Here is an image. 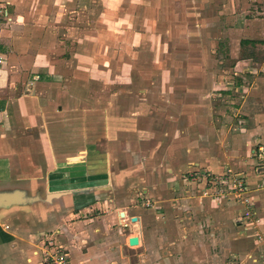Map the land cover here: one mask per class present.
I'll list each match as a JSON object with an SVG mask.
<instances>
[{"label": "crops", "instance_id": "0c3cea01", "mask_svg": "<svg viewBox=\"0 0 264 264\" xmlns=\"http://www.w3.org/2000/svg\"><path fill=\"white\" fill-rule=\"evenodd\" d=\"M89 1L0 0L10 22L0 30V192L40 198L0 211V264H43V236L50 231L55 239L48 240L69 251V264H225L231 253L241 264H264L261 176L257 182L247 173L244 205L254 216L248 233L236 227L241 205L214 207L203 185L183 192V210L171 204L193 172L216 176L228 162L249 170V152L264 140V95L259 111H224L223 72L208 74L205 62L198 66L203 78L192 83L191 63L159 70V59L144 62L134 51L128 61V48L112 45L96 59L88 32L78 37L77 29L66 28ZM235 66L238 90L245 84L264 93V76L252 75L264 65L246 69L248 75ZM239 114L245 127L236 125ZM116 148L141 159V186L151 184L142 191L160 212L131 210L109 198L120 179L113 170ZM179 212L182 225L173 216ZM132 237L139 244L129 255Z\"/></svg>", "mask_w": 264, "mask_h": 264}, {"label": "rangeland", "instance_id": "374dc122", "mask_svg": "<svg viewBox=\"0 0 264 264\" xmlns=\"http://www.w3.org/2000/svg\"><path fill=\"white\" fill-rule=\"evenodd\" d=\"M0 6H3L0 7V30H2L7 28L6 25L10 26V22L6 16L8 7L3 3H0ZM64 8L66 5L62 7ZM77 10L83 16L76 18L77 21L69 19L66 28L77 29L78 37L88 32L87 41L93 47L96 59L101 57L100 53L105 46L112 45V47H127L128 61L133 57L134 51L144 62L159 59V63L162 64L158 66L159 70L162 67L173 68L171 66L175 63L182 65L191 63L192 75L195 79L193 80L192 77V83H198L199 79L203 78L202 75L199 76L198 66L205 62L208 74L215 76L216 70H219V73L223 72L224 79L221 83L224 98H221L220 104L224 111L243 108L256 112L261 109L258 101L263 99L264 93L259 90L253 93L252 85L245 87V84L244 88L238 90L240 84L236 83V79L239 76L234 74L237 69L233 68L235 65V67L239 66L238 70L241 74L248 75L246 69H260L264 65V0H90L88 5H81ZM22 13L23 11L19 12ZM70 23L74 24L70 26ZM243 41L250 42L242 44ZM154 47L161 48L157 52ZM155 53L157 58L154 57ZM117 58L118 55L115 54V59ZM99 63L100 61L97 64ZM255 71L256 73L252 75L264 76V71ZM110 89V95H113L115 91L112 87ZM236 123L237 126L245 127L241 114L236 119ZM242 130L246 131V128ZM259 138L263 139V137ZM259 147H262L263 151H259ZM253 149V154L249 152L253 162L248 171L236 169L228 162L224 165L223 172L216 176L209 174L208 171L204 172V177L197 171L189 174L191 184L183 183L177 186L176 197L171 202L172 206L177 211L183 210V192L196 193L200 185H203L202 193L209 198L214 207L218 203L241 205L243 210L241 216L237 218L236 227L247 228L240 230L243 233L250 232L252 229H249V224L254 220V216L251 213V218L247 219L244 213L247 209L244 204H249L246 200L250 198L246 195H236V191L231 188L233 177H230V174L246 182L247 189L243 194L250 190L247 173H252L256 175L255 177L261 176L260 185L256 184V188H264V140L257 141ZM133 151L124 152L121 148L114 149L113 170L120 179L114 183L112 196L109 198L122 202L121 206L131 210L141 207L160 212V208L154 203V198L147 195L146 191L151 188L150 182L141 186V175L137 172L139 170L137 165L141 159L138 161ZM257 179L259 182L260 177ZM173 216L179 221V225L186 221H183L184 216L182 217L180 212ZM189 217L194 218V215ZM131 218L127 220L130 222ZM183 228L185 227L176 228L178 237L181 236ZM54 232L56 231L47 232V237L52 236L55 239ZM255 234L258 238L261 233L257 230ZM43 237V264L46 260L45 252L55 251L58 247L61 248L59 251L68 254L69 264L70 253L66 247L62 243H55L53 239L48 240L46 236ZM127 247L129 248L127 254L134 255L133 251L137 246L128 244ZM240 257L238 255L236 258L231 253L225 264H241Z\"/></svg>", "mask_w": 264, "mask_h": 264}, {"label": "water", "instance_id": "95a60500", "mask_svg": "<svg viewBox=\"0 0 264 264\" xmlns=\"http://www.w3.org/2000/svg\"><path fill=\"white\" fill-rule=\"evenodd\" d=\"M58 195L59 194L52 196L56 197ZM38 201H40L39 197H29L28 195H26V192L21 190L2 191L0 192V211L8 210L13 207H26ZM132 221H137V218H133ZM129 244L131 246H136L139 244V239L137 237H132L129 240Z\"/></svg>", "mask_w": 264, "mask_h": 264}, {"label": "built area", "instance_id": "2783aa9c", "mask_svg": "<svg viewBox=\"0 0 264 264\" xmlns=\"http://www.w3.org/2000/svg\"><path fill=\"white\" fill-rule=\"evenodd\" d=\"M263 151L262 147H259V151ZM231 172V171H229ZM230 177H233V179H231V188L233 190L236 191V195L241 196L244 195L243 192H246L245 190L247 189V184L245 181H240L238 180L236 177H234V175L230 174ZM241 193V194H239ZM246 194V193H245ZM246 203H249V200H246ZM245 217L247 219L251 218V212L250 210L247 208L246 212H245ZM259 240L264 241L263 237H259ZM61 248H56L55 251H46V260H45V264H68L67 261V256L68 254H66L65 252L62 253L61 251H59Z\"/></svg>", "mask_w": 264, "mask_h": 264}, {"label": "trees", "instance_id": "16d2710c", "mask_svg": "<svg viewBox=\"0 0 264 264\" xmlns=\"http://www.w3.org/2000/svg\"><path fill=\"white\" fill-rule=\"evenodd\" d=\"M249 42H250V41H249ZM243 43H246V42H245V41H243V42H242V44H243Z\"/></svg>", "mask_w": 264, "mask_h": 264}, {"label": "bare ground", "instance_id": "6f19581e", "mask_svg": "<svg viewBox=\"0 0 264 264\" xmlns=\"http://www.w3.org/2000/svg\"><path fill=\"white\" fill-rule=\"evenodd\" d=\"M122 216H124V214Z\"/></svg>", "mask_w": 264, "mask_h": 264}]
</instances>
